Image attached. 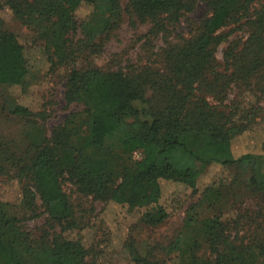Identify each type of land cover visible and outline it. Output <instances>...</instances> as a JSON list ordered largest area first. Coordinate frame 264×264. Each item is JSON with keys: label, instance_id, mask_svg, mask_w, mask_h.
<instances>
[{"label": "trees", "instance_id": "16d2710c", "mask_svg": "<svg viewBox=\"0 0 264 264\" xmlns=\"http://www.w3.org/2000/svg\"><path fill=\"white\" fill-rule=\"evenodd\" d=\"M80 1L93 7L83 23L65 0H0V9L9 7L45 44L51 66L67 70L64 99L81 108L49 137L29 121L24 151L0 136V176L29 168L47 215L34 235L22 227L27 217L11 215L0 204V264H56L58 249L67 247L71 252L65 236L78 222L65 193L49 195L50 180L60 185L68 181L99 204L112 201L120 192L122 204L131 209L140 205L136 192H152L159 202L161 180L183 184L192 195H199L186 211L172 257L160 260L154 246L142 253L131 243L128 251L134 264H264V189L260 187L264 157L248 153L225 160L216 156L219 138L233 137L227 127L234 113L224 109L227 89L245 79L243 67H251L252 73L264 69V0H130L129 12L142 23H152L151 33L166 31L199 5L209 14L199 16L190 38L168 43L159 58L116 69L89 62L81 68L76 60L104 49L119 23V0ZM242 20L249 26V36L239 51L238 43L229 45L225 70H220L215 51L226 36L218 31ZM79 30L86 39L75 40ZM9 34L0 17V45ZM229 66L232 71L227 74ZM28 74L26 61L8 62L0 53V117L6 111L18 112L17 104L1 91L25 85ZM259 74L264 93V73ZM229 103L230 110L245 116L240 134L264 116V104L247 108L234 100ZM213 164L227 168L228 174L199 191V178ZM256 197L262 198L260 205L254 203ZM167 211L157 203L156 211L142 214L140 222L157 228L170 217ZM240 226L247 229L242 236ZM72 252L78 254V264H97L86 259L84 247Z\"/></svg>", "mask_w": 264, "mask_h": 264}, {"label": "rangeland", "instance_id": "374dc122", "mask_svg": "<svg viewBox=\"0 0 264 264\" xmlns=\"http://www.w3.org/2000/svg\"><path fill=\"white\" fill-rule=\"evenodd\" d=\"M65 1L79 23L87 21L93 14V7L80 0ZM129 1L119 0L121 13L118 16L119 23L109 33L104 49L97 55H84L77 59L78 67L82 68L88 62L102 69H116L130 62L138 63V65L146 64L149 59H157V54L159 55L168 43H174L181 38H190L198 28V20H200L198 18L209 14L204 6L199 5L179 22L168 25L166 31L156 32L153 29L155 32L151 33L152 23H142L137 16L132 15L128 10ZM144 1L153 3L155 0ZM254 5L257 3L251 4V6ZM0 17L5 30L11 33L3 38L0 53L8 62L26 61L29 68L25 85L1 91L17 104L18 112L12 115L6 111L0 117V136L24 151L25 133L29 128V121L40 126L43 133L49 137L53 129L61 125L73 113L81 111V108L76 104L66 103L64 79L67 70L64 68L56 70L51 66L45 44L37 40L35 32L17 20L9 7L0 9ZM244 22L245 20L230 23L218 31L226 36V40L217 46L215 51L220 70H225L224 54L229 45L238 43L237 51H239L243 47L242 43L248 38L249 26ZM81 31H87V29L81 27ZM81 31L74 36L75 40L86 39ZM250 69L252 68L246 66L240 70L241 77L247 80L243 79L236 85L233 82L227 89L228 99L226 101L224 99L225 103H223L226 111L234 113V120H231L227 127L233 137L219 138L216 156L220 159H235L248 153L264 157V116L257 117L254 125L240 134L237 132L238 127L241 120L242 123L246 121L245 116L242 112L239 115L234 109L230 110L233 108L229 103L230 100L247 108L253 104H264V93L260 90L261 84L258 78L260 72L264 73V69L256 71L257 73H252ZM231 71L232 67L229 66L227 74ZM214 101L220 104L217 100L214 99ZM228 171L221 165H211L199 178L197 188L201 191L217 177L228 174ZM46 187L49 189V195L53 197L58 192L65 193L69 197L74 210L73 218L78 222L77 228L69 229L65 236L66 241L70 243L71 252L66 250L67 247L58 249L56 264H78V254L72 251L77 249L80 251L81 247L88 250L86 259L97 264H134L128 251L131 243L142 253L154 246L158 258L168 261L172 257L171 253L176 241L179 240L186 211L199 199V195H192L191 190L183 184L169 180L160 181L159 202L156 194L154 196L152 194L151 197L152 192H136L140 205L132 209L122 204L120 192L114 195L112 201L99 204L91 197L78 193L76 187L68 181L60 185L50 180ZM260 187L264 189V181ZM36 193L29 168H25L19 174L11 172L9 175L0 176V204L11 215L19 216V218L27 217L29 221L22 227L34 235L43 228L47 217L43 202ZM260 199L262 198L256 197L254 203L260 205ZM157 203L167 207L170 217H167L157 228L141 224L142 214L155 212ZM201 212L204 213L203 216L207 215L205 210ZM245 227L240 226L241 236L247 231ZM180 237L183 239L184 236Z\"/></svg>", "mask_w": 264, "mask_h": 264}]
</instances>
